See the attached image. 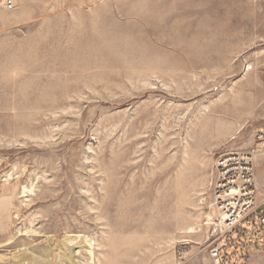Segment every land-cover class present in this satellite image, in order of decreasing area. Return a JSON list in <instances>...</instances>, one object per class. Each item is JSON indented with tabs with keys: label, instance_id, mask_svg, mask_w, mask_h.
I'll list each match as a JSON object with an SVG mask.
<instances>
[{
	"label": "rangeland",
	"instance_id": "374dc122",
	"mask_svg": "<svg viewBox=\"0 0 264 264\" xmlns=\"http://www.w3.org/2000/svg\"><path fill=\"white\" fill-rule=\"evenodd\" d=\"M263 125L264 0H0V264H264L212 192Z\"/></svg>",
	"mask_w": 264,
	"mask_h": 264
},
{
	"label": "built area",
	"instance_id": "2783aa9c",
	"mask_svg": "<svg viewBox=\"0 0 264 264\" xmlns=\"http://www.w3.org/2000/svg\"><path fill=\"white\" fill-rule=\"evenodd\" d=\"M253 145L249 151L233 150L219 155L214 161L212 182L214 226L219 236L232 235L236 227L247 218L258 219V225L252 223L250 231L253 237L246 242L264 241V201H257L255 179V157L264 155V125L257 128ZM234 242V240H232ZM220 240L209 249V258L213 264H223Z\"/></svg>",
	"mask_w": 264,
	"mask_h": 264
},
{
	"label": "crops",
	"instance_id": "0c3cea01",
	"mask_svg": "<svg viewBox=\"0 0 264 264\" xmlns=\"http://www.w3.org/2000/svg\"><path fill=\"white\" fill-rule=\"evenodd\" d=\"M259 156L262 158V156H264V155H259ZM259 156H258V157H259ZM258 157H256V158H258ZM258 161H259V160L256 161L255 166H256V164H258ZM258 165H259V164H258ZM255 179H256L257 194H260L261 191L263 190V187H264V179L261 178V176H260L259 173L256 174ZM260 195H261V194H260ZM262 195H263V194H262ZM257 201H258V200H257ZM263 201H264V199L261 200V198H259V201H258V202L261 203V202H263Z\"/></svg>",
	"mask_w": 264,
	"mask_h": 264
},
{
	"label": "bare ground",
	"instance_id": "6f19581e",
	"mask_svg": "<svg viewBox=\"0 0 264 264\" xmlns=\"http://www.w3.org/2000/svg\"><path fill=\"white\" fill-rule=\"evenodd\" d=\"M259 155H257L256 157H258Z\"/></svg>",
	"mask_w": 264,
	"mask_h": 264
}]
</instances>
